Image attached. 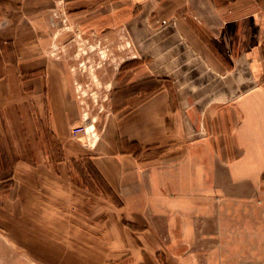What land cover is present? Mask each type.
Here are the masks:
<instances>
[{
	"label": "crops",
	"instance_id": "1",
	"mask_svg": "<svg viewBox=\"0 0 264 264\" xmlns=\"http://www.w3.org/2000/svg\"><path fill=\"white\" fill-rule=\"evenodd\" d=\"M66 19L143 49L113 77L112 95L136 100L99 138H70L81 110L51 50ZM23 93L46 111L63 155L15 161L4 198L14 253L31 264H160L162 239L222 227L191 192L221 190L226 160L264 172V0H0V135L2 111ZM79 161L89 173L72 168Z\"/></svg>",
	"mask_w": 264,
	"mask_h": 264
},
{
	"label": "rangeland",
	"instance_id": "2",
	"mask_svg": "<svg viewBox=\"0 0 264 264\" xmlns=\"http://www.w3.org/2000/svg\"><path fill=\"white\" fill-rule=\"evenodd\" d=\"M60 27L59 43L55 40L51 50L58 52L64 60L68 75L65 81L80 106L81 126L87 127V134L83 131L78 134L73 132L75 127L80 126L70 128V138L78 141L80 137L87 138L94 133L99 138L116 109L136 100L134 94L112 95L118 86L113 82V77L120 76L121 71L127 69L125 66L128 64L121 63L123 58L128 55L142 56L143 49L126 46L120 35L115 44L108 40H94L91 33L78 30L68 19ZM53 34L57 39V30ZM164 53L167 55L168 51ZM139 63H142V59H139ZM139 63L129 65L135 64L137 67ZM91 124L95 127L88 126ZM62 155V145L52 133L47 113L42 112L41 104L33 102L28 94H18L13 103L2 111L0 264H31L24 254L14 253L5 236L8 209L4 198L9 188L6 177L10 175L15 161L55 165ZM240 162L226 160L225 173L221 176L224 177L221 180L223 184H219L221 190L191 192L193 199L200 198V193H203L202 197L207 198L211 205L210 215L223 221L218 233L210 231L209 235L199 238L190 235L195 233L186 232L187 236L183 238L162 239L164 252L159 257L160 264H264V172L258 173L259 167L248 171L243 164L242 168L237 167ZM70 165L86 174L90 172L87 161ZM74 173L76 182L98 189L93 182L85 179L88 176H80L76 170ZM212 179L216 183V176H210V183ZM95 181L99 183L96 177Z\"/></svg>",
	"mask_w": 264,
	"mask_h": 264
},
{
	"label": "built area",
	"instance_id": "3",
	"mask_svg": "<svg viewBox=\"0 0 264 264\" xmlns=\"http://www.w3.org/2000/svg\"><path fill=\"white\" fill-rule=\"evenodd\" d=\"M80 131H83L84 134H85V133L87 134L86 127L80 126V127H75V128L73 129V132H74L75 134H78Z\"/></svg>",
	"mask_w": 264,
	"mask_h": 264
},
{
	"label": "trees",
	"instance_id": "4",
	"mask_svg": "<svg viewBox=\"0 0 264 264\" xmlns=\"http://www.w3.org/2000/svg\"><path fill=\"white\" fill-rule=\"evenodd\" d=\"M89 167L91 168L92 165L89 164ZM9 177H10V175L7 176L6 178H9ZM95 177L97 178V181H99V183H98L99 185H104V181H103V179L98 175V173L95 174Z\"/></svg>",
	"mask_w": 264,
	"mask_h": 264
},
{
	"label": "bare ground",
	"instance_id": "5",
	"mask_svg": "<svg viewBox=\"0 0 264 264\" xmlns=\"http://www.w3.org/2000/svg\"><path fill=\"white\" fill-rule=\"evenodd\" d=\"M86 131H87V127H86Z\"/></svg>",
	"mask_w": 264,
	"mask_h": 264
}]
</instances>
